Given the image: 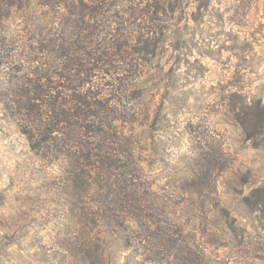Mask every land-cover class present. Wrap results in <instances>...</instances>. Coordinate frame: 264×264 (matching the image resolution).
Listing matches in <instances>:
<instances>
[{
    "label": "rangeland",
    "instance_id": "374dc122",
    "mask_svg": "<svg viewBox=\"0 0 264 264\" xmlns=\"http://www.w3.org/2000/svg\"><path fill=\"white\" fill-rule=\"evenodd\" d=\"M55 4L2 5L0 264H189L190 255L194 264H264V0H184L139 45L148 53L116 96L130 110L120 128L134 144L135 182L162 213L149 232L136 214H94L105 191L80 195L67 153L40 149L21 112L18 93L29 86L18 81L35 65L60 56L50 71L68 85L58 77L67 76L63 50L52 56L48 45L71 10ZM91 216L100 248L79 244L77 221Z\"/></svg>",
    "mask_w": 264,
    "mask_h": 264
},
{
    "label": "trees",
    "instance_id": "16d2710c",
    "mask_svg": "<svg viewBox=\"0 0 264 264\" xmlns=\"http://www.w3.org/2000/svg\"><path fill=\"white\" fill-rule=\"evenodd\" d=\"M52 1L59 11L67 5L71 10L66 17L59 18L63 30L58 27L48 45L52 56L62 55L63 50L68 62L64 65L67 76L58 77L68 85H58L50 71L59 68L60 56L54 57L51 65L42 64L45 68L40 63L35 65L29 73L31 78L23 76L18 81L29 86L19 91L18 97L21 94L22 98L18 101L23 115L34 124L35 132L39 130L36 135L41 144H36L52 153L50 156L57 151L67 153L71 162L69 179L81 188L80 195L91 188L105 191L106 195L102 193L95 198L98 207L94 214H112L108 219L115 221L120 220V216L114 217L115 212L136 214L148 232L159 228L157 217L162 213L156 210L154 196L141 191L140 184L135 182L138 162L134 144L120 128L121 119L130 110L122 109L116 95L121 92L126 95L135 80L134 73L142 64L139 55L148 53L139 45L153 38L151 33L159 26L156 21H164L162 16L174 19L177 12L181 14L186 8L184 0L167 3L165 0L163 4L155 1V5L154 0L142 5L135 0H125V5L123 0ZM4 2L0 0V22L10 14V9L2 8L7 0ZM110 7H116L113 13ZM104 68L108 70L104 74L94 73ZM33 138L31 135L36 148ZM98 221L99 217L94 216L87 221L78 219V233L83 237L79 244L100 248L98 238L92 237ZM154 234L148 236L153 238ZM162 236L173 243L177 241L169 234ZM186 261L197 262L191 255Z\"/></svg>",
    "mask_w": 264,
    "mask_h": 264
}]
</instances>
